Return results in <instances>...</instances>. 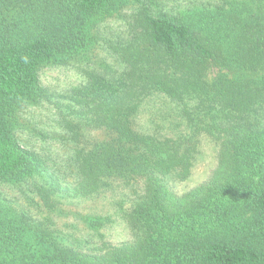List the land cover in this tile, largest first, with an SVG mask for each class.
Here are the masks:
<instances>
[{
	"label": "trees",
	"instance_id": "1",
	"mask_svg": "<svg viewBox=\"0 0 264 264\" xmlns=\"http://www.w3.org/2000/svg\"><path fill=\"white\" fill-rule=\"evenodd\" d=\"M128 1L138 0H0L1 180L41 168L11 122L15 108L40 97L38 69L85 50L94 21ZM226 3L189 19L145 14L116 53L124 68L92 73L70 94L87 107L89 126L112 134L77 152L74 192L95 193L109 177L143 179L144 193L123 214L133 240L77 250L0 202V264H264V0ZM213 68L220 73L210 79ZM153 91L180 105L188 135L133 128ZM199 133L219 143L217 166L175 195L165 178L189 174Z\"/></svg>",
	"mask_w": 264,
	"mask_h": 264
},
{
	"label": "rangeland",
	"instance_id": "2",
	"mask_svg": "<svg viewBox=\"0 0 264 264\" xmlns=\"http://www.w3.org/2000/svg\"><path fill=\"white\" fill-rule=\"evenodd\" d=\"M228 1L248 0H138L120 4L110 15L101 16L91 28L92 41L84 50L62 63L38 69L40 97L15 108L11 122L17 142L35 153L41 168L29 177L12 183L0 179V202L24 215L63 246L92 250L101 242L113 245L133 240L123 214L144 193L141 178L109 177L95 193L74 192L77 183L76 155L112 138L102 128L89 126L87 107L70 98L75 88L84 87L92 73L106 76L124 68L116 54L126 44L145 14H169L182 19L215 9ZM220 73L211 69L209 78ZM230 75V73H228ZM231 76V75H230ZM138 133L159 139L188 135L189 129L180 105L163 92L153 91L139 103L133 116ZM197 150L189 174L166 176L167 186L182 195L206 183L218 162L219 143L204 133L196 135ZM93 222H97L94 223Z\"/></svg>",
	"mask_w": 264,
	"mask_h": 264
}]
</instances>
